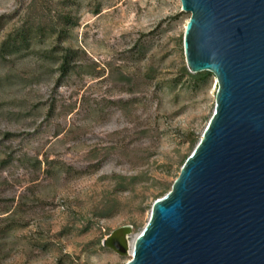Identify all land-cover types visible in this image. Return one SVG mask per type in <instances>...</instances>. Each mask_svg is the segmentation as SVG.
I'll list each match as a JSON object with an SVG mask.
<instances>
[{"label": "rangeland", "instance_id": "1", "mask_svg": "<svg viewBox=\"0 0 264 264\" xmlns=\"http://www.w3.org/2000/svg\"><path fill=\"white\" fill-rule=\"evenodd\" d=\"M190 16L181 0H0V264L130 259L103 238L142 231L214 110V75L183 73Z\"/></svg>", "mask_w": 264, "mask_h": 264}, {"label": "water", "instance_id": "2", "mask_svg": "<svg viewBox=\"0 0 264 264\" xmlns=\"http://www.w3.org/2000/svg\"><path fill=\"white\" fill-rule=\"evenodd\" d=\"M181 3L186 65L213 73V114L142 231L102 243L125 264H264V0Z\"/></svg>", "mask_w": 264, "mask_h": 264}, {"label": "trees", "instance_id": "3", "mask_svg": "<svg viewBox=\"0 0 264 264\" xmlns=\"http://www.w3.org/2000/svg\"><path fill=\"white\" fill-rule=\"evenodd\" d=\"M70 52H71L70 51V47H68V46H63L62 47V52H61V55L59 56V61H60L59 69L63 73L67 72L68 69H69V64H70V59H71ZM184 71H186V72H183L184 74L191 75V76H197V77H203V78H206V77H208L210 75H213V73L210 72V71H201V72L193 74V73L189 72V70H188V68L186 66L184 67ZM52 111H53V105L50 107V112H52ZM5 135L7 137H9L11 135V133L7 132ZM187 157L185 158V160L187 159ZM185 160H184V162H185Z\"/></svg>", "mask_w": 264, "mask_h": 264}, {"label": "bare ground", "instance_id": "4", "mask_svg": "<svg viewBox=\"0 0 264 264\" xmlns=\"http://www.w3.org/2000/svg\"><path fill=\"white\" fill-rule=\"evenodd\" d=\"M133 246H134V240L131 241V243H130V253H132V251H133Z\"/></svg>", "mask_w": 264, "mask_h": 264}]
</instances>
